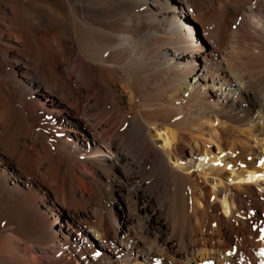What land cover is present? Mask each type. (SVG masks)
<instances>
[{"label": "bare ground", "instance_id": "1", "mask_svg": "<svg viewBox=\"0 0 264 264\" xmlns=\"http://www.w3.org/2000/svg\"><path fill=\"white\" fill-rule=\"evenodd\" d=\"M0 264H264V0H0Z\"/></svg>", "mask_w": 264, "mask_h": 264}, {"label": "rangeland", "instance_id": "2", "mask_svg": "<svg viewBox=\"0 0 264 264\" xmlns=\"http://www.w3.org/2000/svg\"><path fill=\"white\" fill-rule=\"evenodd\" d=\"M115 209H116V213L122 215V212H123L122 208H120L118 205H116V206H115ZM121 211H122V212H121Z\"/></svg>", "mask_w": 264, "mask_h": 264}]
</instances>
